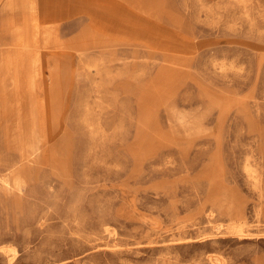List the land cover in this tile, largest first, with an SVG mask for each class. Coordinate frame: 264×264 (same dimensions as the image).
<instances>
[{"label":"rangeland","instance_id":"rangeland-1","mask_svg":"<svg viewBox=\"0 0 264 264\" xmlns=\"http://www.w3.org/2000/svg\"><path fill=\"white\" fill-rule=\"evenodd\" d=\"M112 3L0 84V264H264V0Z\"/></svg>","mask_w":264,"mask_h":264},{"label":"bare ground","instance_id":"bare-ground-1","mask_svg":"<svg viewBox=\"0 0 264 264\" xmlns=\"http://www.w3.org/2000/svg\"><path fill=\"white\" fill-rule=\"evenodd\" d=\"M93 1L97 0L85 2ZM49 5L53 8L49 9ZM72 5L69 0H36V4L30 1L29 5L27 0H0V72L3 74L0 84L9 86L14 97L20 93L33 98L38 67L43 68L47 77L50 52L59 36L60 16L53 12L71 13ZM49 12H52L53 20H57L51 26L43 23ZM6 13L9 16H5Z\"/></svg>","mask_w":264,"mask_h":264},{"label":"crops","instance_id":"crops-1","mask_svg":"<svg viewBox=\"0 0 264 264\" xmlns=\"http://www.w3.org/2000/svg\"><path fill=\"white\" fill-rule=\"evenodd\" d=\"M1 1H4V0H1ZM33 2H35L36 4V0H32ZM55 1H62V0H55ZM106 4L104 6H99L98 8L94 7V6H86V4L82 3V1H79V2H76L72 5L71 7V14H69L68 16L71 17L73 15H76V14H80V13H84L88 16L89 20H90V26L91 27H94V25L96 24V21L97 20H94V17H93V13L92 11L96 10L100 13V15L104 18V19H107V20H111L110 18V15H108V11L111 13L115 8H116V4L115 3H112V0H106L105 1ZM29 3V2H28ZM53 3L50 1V4ZM55 4H59L57 2H54ZM108 4L110 5V7H108ZM29 5V4H28ZM106 7V8H105ZM37 8V6H36ZM53 7L51 5H49V9H52ZM104 9L107 11V14L105 13ZM68 18L67 16H64L62 18H60L59 20L62 21L64 19ZM57 20H53V14L52 12H49V17L46 18L43 23L46 24V25H49L51 26L52 24H55ZM59 21V23H60ZM58 23V24H59ZM28 26H30V23L27 24ZM26 25V26H27ZM60 25V24H59ZM97 26V25H95ZM59 31V35L62 34L63 32H61V30H58Z\"/></svg>","mask_w":264,"mask_h":264}]
</instances>
